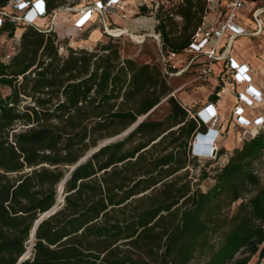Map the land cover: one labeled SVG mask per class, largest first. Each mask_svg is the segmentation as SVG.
I'll list each match as a JSON object with an SVG mask.
<instances>
[{"label": "trees", "instance_id": "1", "mask_svg": "<svg viewBox=\"0 0 264 264\" xmlns=\"http://www.w3.org/2000/svg\"><path fill=\"white\" fill-rule=\"evenodd\" d=\"M10 1L0 0V11ZM70 1L45 0L47 12ZM207 11V0L158 8L165 57L185 53ZM137 15L151 16L144 6ZM20 27L14 52H0V264L264 260V132L215 167L203 190L207 172L196 177L190 166L203 163L192 146L208 125L194 117L197 107L173 96L168 77L177 68L124 57L115 37L91 49L74 46L54 29L7 16L0 35L13 38ZM165 98L164 118L141 120ZM62 183L60 209L31 240Z\"/></svg>", "mask_w": 264, "mask_h": 264}, {"label": "built area", "instance_id": "2", "mask_svg": "<svg viewBox=\"0 0 264 264\" xmlns=\"http://www.w3.org/2000/svg\"><path fill=\"white\" fill-rule=\"evenodd\" d=\"M137 7L144 6L148 9L149 14L155 18L156 11L160 6L169 7L174 6L176 3L183 0H135ZM216 2V0H207L208 10L209 6ZM72 0L64 5L53 10L52 13L47 12V5L45 0H12L8 4V8H12L13 13L6 10L0 11V25L2 24L4 17H10L14 22H23L26 24L34 25L36 27H40L42 29H54L52 23L55 20L56 16L60 12H64L65 10H76L79 14L84 16L83 21L79 22V19L74 23L79 29L84 27L86 21L91 18L92 14H98L102 17V25L104 31L110 37L118 38L122 36V32L124 30L115 28L109 22V17L112 15H117L124 19H129L134 17L131 14V11L128 9V5L126 0H90L86 2L83 6H78L74 3L71 5ZM246 6L245 0H227L225 11L221 15L217 22L205 25L204 21L201 26L197 28L195 31L192 41L185 50L187 53L186 59V67L181 66L177 69L176 72H171L170 75H181L185 72L191 63H201L203 64V68L197 79L206 82V80L214 74V65L217 61H227L229 69V76L233 79L237 84H246V87L243 91L236 92L237 102L232 110V117L235 122L244 128L242 135L238 138L239 144H241L244 140L252 139L259 133H262L264 129V113L262 115L257 116L253 120H249L245 117L244 111L246 105H258L264 104V93L258 92L255 90L250 81H251V69L247 65H239L232 58H229L225 55L227 51V45L222 46V42L225 38H228V41L233 38L249 34V31L238 24V14L239 11ZM20 15H17V13ZM263 9H258L253 13V17L257 20V23H260L262 20ZM207 14V13H206ZM206 15L204 17V20ZM156 19V18H155ZM157 21V20H156ZM44 25L45 27H43ZM259 28L257 31L259 32ZM117 33V35H116ZM156 40L161 43V36L158 33L152 34ZM145 36H142V40H144ZM224 48V49H222ZM176 54L171 53L168 57L169 59L174 58ZM9 56V55H8ZM7 56V57H8ZM6 57V58H7ZM164 59H166L164 57ZM176 68L175 66H173ZM220 114L215 110L214 105L212 103H208L206 106L201 108H197L196 115L194 117L198 118L204 124L208 125H217L220 122ZM216 132V131H215ZM199 133L198 135H200ZM197 135V136H198ZM206 133H202L200 136H205ZM221 137H226V133L224 132ZM197 137L195 138V140ZM195 140L193 144L195 143ZM215 140V139H214ZM213 152V151H212ZM203 157V156H201Z\"/></svg>", "mask_w": 264, "mask_h": 264}, {"label": "crops", "instance_id": "3", "mask_svg": "<svg viewBox=\"0 0 264 264\" xmlns=\"http://www.w3.org/2000/svg\"><path fill=\"white\" fill-rule=\"evenodd\" d=\"M90 0H80L79 2H76L75 4L78 6H83ZM126 3L128 5V9L131 11V14L134 16L132 18H121L117 15H112L109 17V22L112 24L115 28L124 30V34H132L135 36H138L141 38L139 40V43H144L148 40V38H154L153 33L155 34V25H156V19L152 16H138L139 8L136 5L135 0H126ZM227 0H216V2H213L209 6V10L207 11L206 18L204 20L205 25H210L215 22H217L221 17V15L225 11ZM246 6L242 8L239 11L238 14V24L247 29L249 31V34H244L237 36L233 38L232 40L228 41V38H225L222 42V46L224 47L227 45V51L225 53L226 56L229 58H232L234 62H236L239 65H247L251 69V85L252 87L257 90L258 92L264 93V0H245ZM263 9L262 13V20L260 23H257V20L253 17V13L258 10ZM67 12H63L60 14V17L67 18V21H70L68 25V30H66L65 33H63V36H60V33L58 34L57 29L54 28V30L57 32L59 37H65L69 36L70 30L72 31H87V35L85 36V39L87 40L91 37L94 30H100L104 37L109 38L107 33L103 29L102 25V17L98 15L97 13L92 14L91 18H89L86 23L84 24V27L82 29H79L77 26L74 25V23L79 19V22L83 21L84 16L82 14H79V12H76V10H65ZM63 17V18H64ZM144 18V20H143ZM135 21L138 22L139 24ZM141 27L143 30H145L143 33L133 34V29ZM259 28V32L253 33L257 31ZM23 31V29H22ZM22 34V33H21ZM20 34V36H21ZM20 36L18 38H20ZM142 36L144 37V40H142ZM254 38V39H252ZM96 39V38H95ZM156 40V38H154ZM103 40V39H102ZM95 41L93 42V45L95 46L98 42L102 41ZM89 41V40H88ZM91 43V42H90ZM158 45L161 48L160 43L158 42ZM85 47L89 48V45L85 44ZM92 48V47H90ZM258 49L260 53H258L256 50ZM224 49V48H222ZM129 57V56H127ZM174 58L177 60L175 67L180 68L181 66H187L186 65V59H187V53L184 54L181 53L180 55H175ZM182 58V59H179ZM191 63L192 66H188V68L185 70V72L181 75H184L187 71H189L191 68L194 70V72H201V69L203 68V64L199 63ZM198 65V66H197ZM228 62L227 61H217L214 65V74L210 76L206 82H201L199 85L195 86V89L193 91H196L197 89H202L204 93L197 95L195 97H190L189 101H183L185 104H191L194 105L197 108H201L203 106H206L208 103H212L214 105L215 110L218 112L220 117L219 127L217 128L220 130H216L215 135L218 133L222 135L224 132L226 133L228 126H229V133L230 135H234L235 138H237V145L238 146V138L242 135V132L244 128L242 126H239L235 120L232 117V110L237 102L236 99V92L243 91L246 87V84H237L233 79L229 76V69L227 68ZM198 75H195L191 81L196 80L198 78ZM190 81V82H191ZM187 84V83H185ZM219 87V90L217 91V99H211L210 95L216 91V88ZM189 91H192L191 89L187 90L184 89V87H180L176 90V94L180 96L182 92L186 93L187 96H189ZM228 96L231 99V102L228 106L224 105V97ZM264 113V104L258 105L257 103L254 105H246L244 115L247 119L253 120L259 115H262ZM230 115V118H227ZM227 122L226 125H222V122ZM223 122V123H224ZM216 141V140H215ZM226 142V141H225ZM224 145V144H223ZM233 145V147H235Z\"/></svg>", "mask_w": 264, "mask_h": 264}, {"label": "rangeland", "instance_id": "4", "mask_svg": "<svg viewBox=\"0 0 264 264\" xmlns=\"http://www.w3.org/2000/svg\"><path fill=\"white\" fill-rule=\"evenodd\" d=\"M79 1L80 0H72L73 3H76ZM7 11L13 13L12 8H10V7L7 9ZM64 12L70 13L68 11H64ZM62 13L63 12L58 13L55 20L52 23L53 27L57 29L58 34L60 33V36H63L62 34L65 33L66 30H68V25L70 24V23H68L70 21H67L66 15H65V17L63 15L64 18L60 17V14H62ZM20 14H21V12L17 13V15H20ZM143 20H144V18H143ZM135 22L138 25L139 24L138 22H140V21H135ZM42 26L45 27L44 25H42ZM22 29L23 28L20 27L16 31L15 36L13 38L8 37L6 33H3L2 35H0V52L4 55V57H7L9 54H12L14 52V48H15L18 40H19L18 37L23 32ZM144 31L145 30H143L141 27L138 26V28L133 29V34L139 35L140 33H143ZM69 32H70L69 36L67 35L65 37H60V39L63 40L64 42H69L70 44H73L74 46L85 47V44H87V45H89V48L90 47L94 48L95 46L93 45V42L95 43V41H99V40L103 39L102 41L98 42V44L107 43L110 41L109 38L104 37L103 33L100 30H94L91 37L89 39H87L86 41L83 39H85V36L88 34L87 31L82 32L79 30L78 31L70 30ZM252 39H254V38H252ZM112 40H114V42L119 43V45L121 46L120 47L121 54L124 57L129 56L130 58H133L140 63H143V62L157 63L162 68H164L168 64L171 66L176 65L177 60L175 58L169 59L168 57H165V55L162 52V49L158 45V41L155 40L154 38L149 37L148 40L142 44L138 42L139 40H141V38H135V37H133L132 34L131 35L125 34V35H122V36L115 38V39H112ZM73 42H75V43H73ZM255 50L257 52L259 51L256 48H255ZM258 53H260V52H258ZM164 57L166 59H164ZM179 59H182V58H179ZM190 66H192V65H190ZM198 74H199V72H194V70L191 68L189 71H187L182 76L173 75V74L169 75V77H168L169 81L168 82L173 88V92H172L173 96L175 95L182 102L183 101L188 102L190 97L193 98L197 95L204 93V91L202 89H197L196 91H193V89H195V86L199 85L202 82L199 79L191 81V79H193L195 77V75H198ZM185 83H187V84H185ZM180 87H184V89H187V90L191 89L192 91H189V96H187L186 93H184V92H182L180 94V96L178 94H176V90ZM2 90H3L2 92L4 94H7L9 91H11L7 87H4ZM223 100H224L225 106H228L231 102V99L228 96L224 97ZM187 105L188 106H194L191 104H187ZM168 113H169V104L167 102V98H165L161 101V103L158 106H156L153 109V111L151 113H149V115L143 116V117H141V119L148 117L149 119L159 120V119L164 118ZM227 118H230V115ZM223 122H222V125L227 124V122H224V123ZM210 127L214 128L213 125H210ZM218 127H219V123H217V125L215 126L214 129L218 130L217 129ZM228 130H229V126H228V129L226 131V137H221V135L219 133L216 135V138H215L216 141H213V144H211V146H210V148L213 149V152L212 153H211V151L207 152L208 153L207 155H209V156H207V157L206 156L205 157L200 156L199 157L202 159L203 163H199L200 165L197 168H192L193 167L192 165L190 166L191 174L195 175L196 177L200 176L204 170L207 172L208 176L204 180H202L201 184H200V187L203 190H207L208 188H210L213 185L214 179L212 178V176L214 174V171H213L214 168L218 167V166H222L223 164H225L227 162L229 156L235 150V148H238L241 145L239 143H238V146L234 145V144L237 145V143H236L237 138H235L234 135L233 136L230 135ZM219 131L220 130H218L217 132H219ZM213 132L210 131V133L214 134V135L212 134L213 137H212L210 142H212V140L215 136V131L213 130ZM262 132H264V129ZM126 134H127V132H123V133L119 134L118 136H116L113 140L122 139L126 136ZM201 139H202V136H200L195 141L197 149L199 147L198 143H199V141H201ZM233 145L235 147H233ZM221 152H224V153L221 154ZM207 159H212V160H214V162L206 165ZM258 164H259L258 165L259 175L261 177V180H263L262 182H264V156L261 158V160L259 161ZM248 264H264V260H259L258 255H255Z\"/></svg>", "mask_w": 264, "mask_h": 264}, {"label": "water", "instance_id": "5", "mask_svg": "<svg viewBox=\"0 0 264 264\" xmlns=\"http://www.w3.org/2000/svg\"><path fill=\"white\" fill-rule=\"evenodd\" d=\"M143 120V119H142ZM141 121V120H140ZM133 128H135V125L133 126ZM133 128H131V129H133ZM130 129V130H131ZM129 130V131H130ZM200 135H202V133L200 134ZM200 135H198L197 136V138L200 136ZM112 141V139L111 140H107V141H105V143H102L100 146H102V145H104V144H106V143H109V142H111ZM99 146V147H100ZM98 147V148H99ZM98 148H96L95 150H97ZM195 149V144H193V146H192V150H194ZM94 150V151H95ZM93 153V152H92ZM90 155V154H89ZM89 155H87V156H85V157H83L75 166H73L72 167V169H74L79 163H81L82 161H84V160H86L87 159V157L89 156ZM91 156V155H90ZM64 183V182H63ZM63 183L60 185V187H59V197H58V200H57V204H55V206H53V208H51L48 212H46L44 215H42L39 219H38V221H36V224H35V226H34V228H33V231H32V234H31V240L34 238V233H35V230H36V227H37V225H38V223L45 217V216H49V215H51V214H54L58 209H60V207H61V202H63V200L61 201V197L60 196H62V192H63ZM25 256H26V254L23 256V258L22 259H24L25 258ZM21 259V260H22Z\"/></svg>", "mask_w": 264, "mask_h": 264}, {"label": "bare ground", "instance_id": "6", "mask_svg": "<svg viewBox=\"0 0 264 264\" xmlns=\"http://www.w3.org/2000/svg\"><path fill=\"white\" fill-rule=\"evenodd\" d=\"M122 33L121 34H124V32H126V31H121ZM116 35H117V33H116ZM133 37H135V38H139L138 36H135V35H133ZM138 42H140V41H138ZM142 120V119H141ZM215 131V130H214ZM212 132H213V129H212ZM214 133V132H213ZM213 133H209L208 135H205V136H202V139H201V141H199V143H198V146L200 147H198V149H197V146H196V143H194L195 144V150H196V152L199 154V155H201V156H203V157H207V156H209V155H207L208 153V151H211V153H212V151H213V149H211L210 148V146H211V144H213L212 142H210L211 141V139H212V137H213ZM213 134V135H212ZM200 137V136H199ZM198 137V138H199ZM197 138V139H198ZM214 138H216V135L214 136ZM213 138V139H214ZM196 139V140H197ZM195 140V141H196ZM213 141V140H212ZM215 146V145H214ZM199 152H198V151ZM202 150V151H201ZM201 151V152H200ZM61 198V201L63 200V197L62 196H60Z\"/></svg>", "mask_w": 264, "mask_h": 264}, {"label": "clouds", "instance_id": "7", "mask_svg": "<svg viewBox=\"0 0 264 264\" xmlns=\"http://www.w3.org/2000/svg\"><path fill=\"white\" fill-rule=\"evenodd\" d=\"M205 125V124H204ZM212 129L213 128H211L210 126L208 127V129H207V135L210 133V131H212ZM214 130V129H213ZM216 131V130H215ZM215 139V138H214ZM213 139V141H215ZM213 141H212V143H213ZM192 153H193V155H195V156H198V157H200L201 155H199L197 152H196V150L194 149V150H192Z\"/></svg>", "mask_w": 264, "mask_h": 264}]
</instances>
